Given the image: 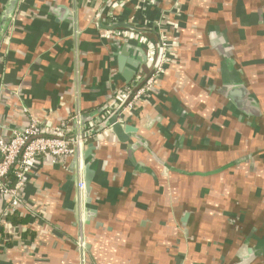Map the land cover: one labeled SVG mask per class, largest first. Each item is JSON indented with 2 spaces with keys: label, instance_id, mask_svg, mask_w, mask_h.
Masks as SVG:
<instances>
[{
  "label": "crops",
  "instance_id": "crops-1",
  "mask_svg": "<svg viewBox=\"0 0 264 264\" xmlns=\"http://www.w3.org/2000/svg\"><path fill=\"white\" fill-rule=\"evenodd\" d=\"M115 2L148 56L168 40L165 72L120 120L128 141L93 140L84 207L76 157L39 158L13 213L0 197V264H264V0H19L0 40V135L114 113Z\"/></svg>",
  "mask_w": 264,
  "mask_h": 264
},
{
  "label": "built area",
  "instance_id": "built-area-1",
  "mask_svg": "<svg viewBox=\"0 0 264 264\" xmlns=\"http://www.w3.org/2000/svg\"><path fill=\"white\" fill-rule=\"evenodd\" d=\"M148 3L149 0H139ZM112 11L109 12V20L117 22V18ZM118 36L127 39H134L142 43L152 44L144 35L138 32L126 33L124 30L113 31ZM160 53L149 50V67H154V72L144 81V83L131 94L133 87L144 80L145 73L139 72L133 83L120 90L115 99L116 110L121 107L118 114V121L132 114L139 108L143 98L154 90L157 80L165 72L168 63V53L170 45L166 38H160ZM115 101V100H114ZM76 121L77 130L71 127V122ZM97 120L90 122L92 127L96 126ZM87 137L80 131V115L77 114L66 120H62L52 134L46 132V128L35 117H31L29 123L20 130H14L10 136L0 135V197H9V211L13 213L23 202L21 190L27 172L35 162L41 157H49L53 162H59L68 158H78V200L81 206L86 203L87 187L84 177L83 148L87 143ZM79 247L86 248L84 240L78 241Z\"/></svg>",
  "mask_w": 264,
  "mask_h": 264
},
{
  "label": "water",
  "instance_id": "water-1",
  "mask_svg": "<svg viewBox=\"0 0 264 264\" xmlns=\"http://www.w3.org/2000/svg\"><path fill=\"white\" fill-rule=\"evenodd\" d=\"M110 1L111 3L114 2V0H110ZM18 2L19 0H9L7 6L4 8L3 12L1 13L0 40L2 38V34L4 30L7 28V25L10 23V20L12 19L15 13ZM102 22L104 24H102L98 20V23L102 24V28L105 30L112 31L111 33H114L113 31L124 30V29L138 31L139 33H143V31H145V29L136 27L133 24H130L128 22H118V21L113 22L112 20H109L108 18L107 20H104ZM112 42H113V45L117 47V51H115L114 57L117 61L118 71L120 72V74L125 80L124 86H128L131 83H133V81L137 77L140 70H143L142 72L145 73L144 80L140 83H137L133 87L131 94H130L131 96L144 83V81L154 72L155 68L147 67L146 65L147 64L146 62L148 59V54L146 53L147 49L146 50L143 49L139 44H134L132 43L130 39H127L125 37L118 36V35H115V37L114 36L112 37ZM132 50L137 51L139 56H137L136 58L131 56ZM120 110H121V107L115 110L113 113L111 105L106 104L99 111V113L80 114V131L88 139L85 145V147L87 146L88 150L83 154V167H84V173H85L88 198H90V193L92 191V182H93L94 175H93V170L91 169L90 164L87 162V155L91 154L93 148H95V144L93 140L96 139V137L102 132H104L105 130H110V132L114 133L120 141L126 142L129 140L131 133L135 132L134 127L131 124L127 122L123 123L117 120ZM97 119L99 120L96 126L92 127L90 125V122L93 120H97ZM70 125L71 126L73 125L75 130L78 129L76 121L73 120ZM87 213H88V210H87Z\"/></svg>",
  "mask_w": 264,
  "mask_h": 264
},
{
  "label": "flooded vegetation",
  "instance_id": "flooded-vegetation-1",
  "mask_svg": "<svg viewBox=\"0 0 264 264\" xmlns=\"http://www.w3.org/2000/svg\"><path fill=\"white\" fill-rule=\"evenodd\" d=\"M187 220H188L187 215L184 216V217L182 218V220H181V223H182V225L184 226V228L186 227V222H187Z\"/></svg>",
  "mask_w": 264,
  "mask_h": 264
},
{
  "label": "trees",
  "instance_id": "trees-1",
  "mask_svg": "<svg viewBox=\"0 0 264 264\" xmlns=\"http://www.w3.org/2000/svg\"><path fill=\"white\" fill-rule=\"evenodd\" d=\"M16 219H17L18 221H21L22 223L26 221V219L23 220V219H21V218H20V220H19L18 218H14V219H12V220L15 221ZM17 220H16V221H17Z\"/></svg>",
  "mask_w": 264,
  "mask_h": 264
}]
</instances>
